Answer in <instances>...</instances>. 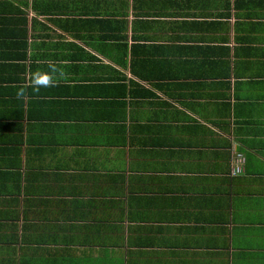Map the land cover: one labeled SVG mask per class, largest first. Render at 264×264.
Listing matches in <instances>:
<instances>
[{"label": "crops", "instance_id": "0c3cea01", "mask_svg": "<svg viewBox=\"0 0 264 264\" xmlns=\"http://www.w3.org/2000/svg\"><path fill=\"white\" fill-rule=\"evenodd\" d=\"M0 264H264V0H0Z\"/></svg>", "mask_w": 264, "mask_h": 264}, {"label": "clouds", "instance_id": "9594fccd", "mask_svg": "<svg viewBox=\"0 0 264 264\" xmlns=\"http://www.w3.org/2000/svg\"><path fill=\"white\" fill-rule=\"evenodd\" d=\"M66 78V73L62 67H57L56 63L50 62L48 70L40 68L29 69L24 83L18 86L16 92L17 99H24L27 96V90L30 88L34 94H39L41 89H47L57 86Z\"/></svg>", "mask_w": 264, "mask_h": 264}, {"label": "built area", "instance_id": "2783aa9c", "mask_svg": "<svg viewBox=\"0 0 264 264\" xmlns=\"http://www.w3.org/2000/svg\"><path fill=\"white\" fill-rule=\"evenodd\" d=\"M240 162V161H239ZM242 166H236L235 168H234V172H233V174H238V173H240L241 171H242Z\"/></svg>", "mask_w": 264, "mask_h": 264}, {"label": "trees", "instance_id": "16d2710c", "mask_svg": "<svg viewBox=\"0 0 264 264\" xmlns=\"http://www.w3.org/2000/svg\"><path fill=\"white\" fill-rule=\"evenodd\" d=\"M241 169H242V168H241ZM242 171H243V169H242ZM242 171H241V172H242Z\"/></svg>", "mask_w": 264, "mask_h": 264}]
</instances>
